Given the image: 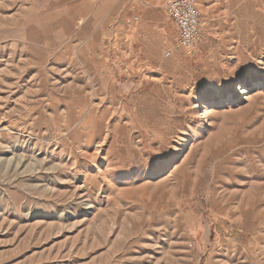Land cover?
<instances>
[{"label":"rangeland","instance_id":"374dc122","mask_svg":"<svg viewBox=\"0 0 264 264\" xmlns=\"http://www.w3.org/2000/svg\"><path fill=\"white\" fill-rule=\"evenodd\" d=\"M167 1L0 0V264H264V0Z\"/></svg>","mask_w":264,"mask_h":264},{"label":"built area","instance_id":"2783aa9c","mask_svg":"<svg viewBox=\"0 0 264 264\" xmlns=\"http://www.w3.org/2000/svg\"><path fill=\"white\" fill-rule=\"evenodd\" d=\"M166 14L178 27L179 46L186 51L195 48L203 39L201 12L195 1L168 0ZM166 56L169 57L171 54L168 53Z\"/></svg>","mask_w":264,"mask_h":264},{"label":"bare ground","instance_id":"6f19581e","mask_svg":"<svg viewBox=\"0 0 264 264\" xmlns=\"http://www.w3.org/2000/svg\"><path fill=\"white\" fill-rule=\"evenodd\" d=\"M240 5L241 0H236ZM242 4V3H241ZM249 4H246V7ZM243 5L239 8L240 12L243 11ZM264 91V80L255 82L247 87L238 88L237 96L230 95L229 97L221 101H209L205 104L200 105L199 107L203 109L201 114L202 125L208 126L209 123L213 122L214 119L226 112V110H232L235 106H239L244 99H249L257 94H260Z\"/></svg>","mask_w":264,"mask_h":264},{"label":"crops","instance_id":"0c3cea01","mask_svg":"<svg viewBox=\"0 0 264 264\" xmlns=\"http://www.w3.org/2000/svg\"><path fill=\"white\" fill-rule=\"evenodd\" d=\"M173 22V21H172Z\"/></svg>","mask_w":264,"mask_h":264}]
</instances>
